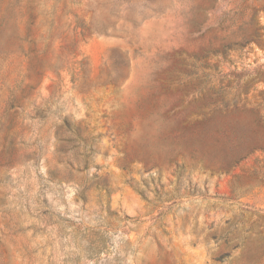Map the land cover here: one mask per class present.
Here are the masks:
<instances>
[{
    "label": "rangeland",
    "instance_id": "obj_1",
    "mask_svg": "<svg viewBox=\"0 0 264 264\" xmlns=\"http://www.w3.org/2000/svg\"><path fill=\"white\" fill-rule=\"evenodd\" d=\"M0 264H264V0H0Z\"/></svg>",
    "mask_w": 264,
    "mask_h": 264
}]
</instances>
